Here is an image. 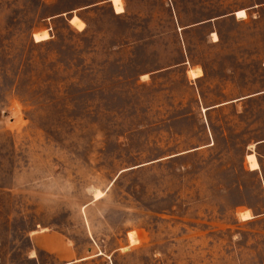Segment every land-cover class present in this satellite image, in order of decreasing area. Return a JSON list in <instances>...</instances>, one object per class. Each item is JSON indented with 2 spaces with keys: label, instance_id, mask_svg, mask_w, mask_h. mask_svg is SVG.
Returning a JSON list of instances; mask_svg holds the SVG:
<instances>
[{
  "label": "rangeland",
  "instance_id": "1",
  "mask_svg": "<svg viewBox=\"0 0 264 264\" xmlns=\"http://www.w3.org/2000/svg\"><path fill=\"white\" fill-rule=\"evenodd\" d=\"M123 5L0 0V264H264V0Z\"/></svg>",
  "mask_w": 264,
  "mask_h": 264
},
{
  "label": "bare ground",
  "instance_id": "2",
  "mask_svg": "<svg viewBox=\"0 0 264 264\" xmlns=\"http://www.w3.org/2000/svg\"><path fill=\"white\" fill-rule=\"evenodd\" d=\"M111 3L113 6V9H114V12L116 14L120 15V14H123L125 12L123 0H118V2H117V0H111ZM240 13H243V15L242 16L239 15ZM236 16L238 19H246L247 18V14L245 11H239L236 14ZM70 24L73 25L75 28H77L79 31H82L85 28V24L77 16H73L70 19ZM49 38H50V34H49L48 30L34 34V39L36 42L46 41ZM213 38L216 41L218 39V36L214 33ZM189 74L191 75V77L193 79H197V78H200L203 76V71L201 68H196L194 70H191L189 72ZM252 147H254V145ZM246 162L249 166V169L252 171L258 170L260 168L257 156L254 152H252L246 156ZM102 196H103V193L97 191V193L95 194V200L100 199ZM252 218H253V216L249 210H245V211L241 212V219L242 220H250Z\"/></svg>",
  "mask_w": 264,
  "mask_h": 264
},
{
  "label": "crops",
  "instance_id": "3",
  "mask_svg": "<svg viewBox=\"0 0 264 264\" xmlns=\"http://www.w3.org/2000/svg\"><path fill=\"white\" fill-rule=\"evenodd\" d=\"M262 144H264V140L263 141H260V142H257L255 145L257 146V145H262ZM256 156H257V154H256ZM257 159H258V162H259V166H260V168L258 169V170H255V171H252V172H259L260 174H261V176L264 178V172H263V170H262V161H261V159H260V157L259 156H257ZM264 159V158H263Z\"/></svg>",
  "mask_w": 264,
  "mask_h": 264
},
{
  "label": "snow or ice",
  "instance_id": "4",
  "mask_svg": "<svg viewBox=\"0 0 264 264\" xmlns=\"http://www.w3.org/2000/svg\"><path fill=\"white\" fill-rule=\"evenodd\" d=\"M117 2H118V0H117ZM239 15H241V16H242V15H243V13H240Z\"/></svg>",
  "mask_w": 264,
  "mask_h": 264
},
{
  "label": "water",
  "instance_id": "5",
  "mask_svg": "<svg viewBox=\"0 0 264 264\" xmlns=\"http://www.w3.org/2000/svg\"><path fill=\"white\" fill-rule=\"evenodd\" d=\"M110 2H111V0H110Z\"/></svg>",
  "mask_w": 264,
  "mask_h": 264
}]
</instances>
